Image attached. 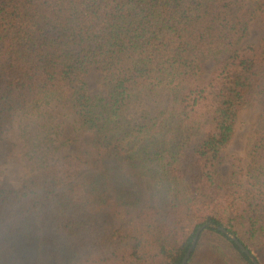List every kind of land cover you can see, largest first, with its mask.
<instances>
[{"label":"trees","instance_id":"1","mask_svg":"<svg viewBox=\"0 0 264 264\" xmlns=\"http://www.w3.org/2000/svg\"><path fill=\"white\" fill-rule=\"evenodd\" d=\"M263 13L264 0H0V144L56 100L83 134L19 187L0 181V264H181L208 222L264 264V37L248 41ZM92 67L107 97L90 94ZM256 103L245 173L227 147ZM230 235L207 228L187 264H253Z\"/></svg>","mask_w":264,"mask_h":264},{"label":"rangeland","instance_id":"2","mask_svg":"<svg viewBox=\"0 0 264 264\" xmlns=\"http://www.w3.org/2000/svg\"><path fill=\"white\" fill-rule=\"evenodd\" d=\"M261 37H264V13L251 23L248 41ZM215 65L216 62L213 58L204 61L203 77L205 79L211 77ZM85 80L91 95L108 96L101 70L98 67H92ZM150 106L149 102L140 103L131 109L129 115L131 118H135ZM261 111L260 103L243 111L239 129L227 147L229 155L243 159L245 173L253 171L250 167V159L246 156V143L252 125ZM54 126L56 127L54 128ZM47 136L53 139V144L47 142ZM82 138L83 134L79 130L78 119L64 101H53L51 105L44 107V111L39 116L20 117L13 126L5 130L3 141L0 144V181L19 187L28 172L41 169V165L44 163H52L56 159H62L66 155L76 152ZM54 148L58 149L55 155L46 159L47 153L51 150L54 151ZM260 161V165L257 166L260 173L257 172V174H260V180L264 184V161ZM230 171L229 165L222 167L225 178L229 176Z\"/></svg>","mask_w":264,"mask_h":264},{"label":"water","instance_id":"3","mask_svg":"<svg viewBox=\"0 0 264 264\" xmlns=\"http://www.w3.org/2000/svg\"><path fill=\"white\" fill-rule=\"evenodd\" d=\"M209 227H214L219 229L221 232H224L228 235H230L224 228L220 227V226H215L214 224H212L211 222L205 223L204 225L200 226L197 228L194 239L192 241L191 246L189 247L188 251L186 252L181 264H187L199 239L200 236L202 235L203 232H205L207 230V228ZM232 237V239L234 240V242L236 243V245L251 259V261L253 262V264H259L257 258L255 257V255L250 252L243 244L242 242L237 238L234 237L232 235H230Z\"/></svg>","mask_w":264,"mask_h":264}]
</instances>
